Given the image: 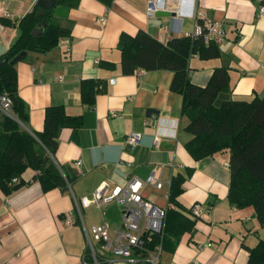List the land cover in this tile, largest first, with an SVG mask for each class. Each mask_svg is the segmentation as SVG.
<instances>
[{
  "label": "crops",
  "instance_id": "0c3cea01",
  "mask_svg": "<svg viewBox=\"0 0 264 264\" xmlns=\"http://www.w3.org/2000/svg\"><path fill=\"white\" fill-rule=\"evenodd\" d=\"M147 1L57 4L59 12L54 15L53 9L52 17L69 34L50 50L27 52L16 63L17 91L29 113L24 125L28 131L42 129L44 110L50 105H63L69 115H81L82 123L61 128L54 153L62 173L71 179L70 189L44 191L31 169L22 175L26 184L8 194L0 189V264H88L84 227L89 231L104 222L113 234L122 227L121 211L115 202L100 208L91 203L82 207L80 219L74 199L91 198L103 181L124 185L130 176L144 179L152 172L159 174L162 187L143 184L144 198L161 207L172 203L170 181L180 173L184 180L178 204L201 203L206 208L173 252L161 250L159 264H248L246 247L264 238L253 208H238L227 200L228 152L199 160L187 152L185 142L191 136L184 130L182 96L169 87L172 71L136 69L125 74L117 48L122 32L135 34L141 29L163 42L185 36L202 14L220 22L226 38L217 44V56L189 57L190 81L204 86L214 68L226 67L231 98L260 97L264 95V16L257 15V7L264 0H192V14L189 0H161L163 8L151 16L146 13ZM35 4L37 0H0L9 14L0 19L10 21L0 22V55L17 37L20 18ZM164 10L174 12L173 16L160 15ZM105 62L113 63V68L101 64ZM85 78L106 81L105 91L96 95L92 107L80 100L79 84ZM148 109L154 112L148 115ZM131 133L141 135L134 148L125 142ZM95 249L98 264H128L102 250L100 243Z\"/></svg>",
  "mask_w": 264,
  "mask_h": 264
},
{
  "label": "trees",
  "instance_id": "16d2710c",
  "mask_svg": "<svg viewBox=\"0 0 264 264\" xmlns=\"http://www.w3.org/2000/svg\"><path fill=\"white\" fill-rule=\"evenodd\" d=\"M100 1L109 5L112 0ZM78 3L79 0H56L49 9L35 4L20 18L17 37L0 55V94L8 96L14 116L0 115V189L6 194L27 183L22 177L27 169L35 172L33 178L44 191L56 187L65 190L67 183L71 185V179L56 165L54 153L61 128L80 126L82 116L69 115L63 105H50L44 110L40 131L25 129L16 119L26 125L28 108L17 91L16 64L9 61L21 51L46 52L58 45L59 39L69 31L53 19L52 11L57 4L76 7ZM0 22L10 24L2 18ZM40 23L44 24L43 31L33 36L31 30ZM117 48L121 71L125 74H132L136 69L172 71L169 87L182 96L181 115L187 118L184 130L191 136L185 142L187 152L199 160L226 150L229 155L227 200L238 208L251 206L264 229V95L250 100L231 98L226 67L214 68L206 85L193 84L188 73L189 57L198 54L201 58H213L219 54L216 43L205 44L199 37L185 35L163 42L140 29L135 34L120 33ZM101 64L107 68L114 66L111 62ZM105 87L104 79H81V102L92 107L96 95L104 92ZM183 180L184 175L180 173L172 176L168 200L175 208H167L160 234L150 238L143 235L145 250H154L160 245L161 250L173 252L181 235L195 229L198 218L176 200L182 192ZM246 249L248 264H264V238ZM137 252L146 255L143 251ZM85 261L93 264L88 248Z\"/></svg>",
  "mask_w": 264,
  "mask_h": 264
},
{
  "label": "built area",
  "instance_id": "2783aa9c",
  "mask_svg": "<svg viewBox=\"0 0 264 264\" xmlns=\"http://www.w3.org/2000/svg\"><path fill=\"white\" fill-rule=\"evenodd\" d=\"M189 2H191V8L188 10V13L192 14L193 1L189 0ZM160 8H163L161 0H148L146 13L148 16H151ZM0 15L8 16L9 14L7 10H3L0 6ZM257 15L264 16V3L258 5ZM186 36L199 37L205 44L211 42L218 44L226 38V32L220 22L205 18L200 14L197 16L192 33ZM142 72L143 70L137 71V73ZM2 114L14 117L11 111V102L6 94H0V115ZM140 138L141 135L139 133H131L125 137V142L131 148H134L139 143ZM155 141H158V136L155 138ZM79 163L80 161H75V164ZM58 168L61 171L59 166ZM143 184H150L157 189L162 187L159 174L152 172L144 179L130 176L124 185L110 186L107 182L103 181L94 190L91 198L74 199L75 210L80 219L82 207H85L87 204L93 203L100 208L109 202H115L120 207L122 227L114 229L113 234H111L104 222L92 226L89 231L84 227L86 244L93 258V264H98L94 242L100 243L102 250L109 251L116 257L123 258L128 264H159L161 246L159 245L154 250H145L143 235L147 234V237L150 238L153 234H160L167 208L173 209L175 205L170 203L166 207H161L153 200L144 198L140 193ZM67 186L70 189L68 183ZM188 209L197 218H200L206 210L201 203H193L188 206ZM70 217L71 213L68 214L67 222H69ZM198 247L200 248V246ZM137 251H143L146 255L141 256Z\"/></svg>",
  "mask_w": 264,
  "mask_h": 264
},
{
  "label": "water",
  "instance_id": "95a60500",
  "mask_svg": "<svg viewBox=\"0 0 264 264\" xmlns=\"http://www.w3.org/2000/svg\"><path fill=\"white\" fill-rule=\"evenodd\" d=\"M56 3V0H37V5L40 6L43 9H49L51 8L54 4ZM163 13H161L160 15L162 16H173L174 12L168 11V10H164L162 11ZM44 28V24L40 23L38 25H36L32 30H31V34L33 36H37L39 33H41L43 31ZM27 55L26 51H21L18 55H16L15 57H13L9 62L11 64H16L18 61L24 59ZM6 60V59H4ZM154 110L153 109H148L147 110V114L150 115L151 113H153ZM16 121L22 125L25 129H27L18 119H16ZM31 132V131H30ZM119 207V206H118ZM120 209V207H119Z\"/></svg>",
  "mask_w": 264,
  "mask_h": 264
},
{
  "label": "rangeland",
  "instance_id": "374dc122",
  "mask_svg": "<svg viewBox=\"0 0 264 264\" xmlns=\"http://www.w3.org/2000/svg\"><path fill=\"white\" fill-rule=\"evenodd\" d=\"M59 6H57V7H55L54 8V15H56V14H58V12H59ZM11 15V14H10ZM249 207V206H248ZM244 208H246V207H244ZM118 211V210H117ZM94 244H95V246H96V243L94 242ZM97 248V247H96Z\"/></svg>",
  "mask_w": 264,
  "mask_h": 264
}]
</instances>
